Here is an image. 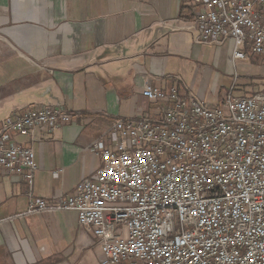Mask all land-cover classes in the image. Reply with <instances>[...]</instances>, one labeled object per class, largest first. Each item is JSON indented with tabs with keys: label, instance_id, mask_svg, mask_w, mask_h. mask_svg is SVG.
Returning a JSON list of instances; mask_svg holds the SVG:
<instances>
[{
	"label": "built area",
	"instance_id": "obj_1",
	"mask_svg": "<svg viewBox=\"0 0 264 264\" xmlns=\"http://www.w3.org/2000/svg\"><path fill=\"white\" fill-rule=\"evenodd\" d=\"M182 1L196 44L233 41L234 64L264 58V0ZM234 91L211 106L145 77L157 113L110 120L90 147L100 156L95 176L52 201L34 195L35 151L15 136L34 143L39 130L51 136L80 114L46 105L0 121V169L23 178L29 198L10 220L74 211L101 264H264V91Z\"/></svg>",
	"mask_w": 264,
	"mask_h": 264
},
{
	"label": "crops",
	"instance_id": "obj_2",
	"mask_svg": "<svg viewBox=\"0 0 264 264\" xmlns=\"http://www.w3.org/2000/svg\"><path fill=\"white\" fill-rule=\"evenodd\" d=\"M183 11L182 0H0V121L46 105L80 114L51 136L39 130L34 143L15 136L35 151L37 198L67 197L95 176L100 156L90 147L110 120L157 113L143 96L145 77L223 104L219 85L237 73L233 41L196 44ZM247 58L239 63L246 76L264 68V58ZM246 88L235 94L260 93L264 82ZM28 207L23 178L0 169V264H101L97 239L76 212L10 220Z\"/></svg>",
	"mask_w": 264,
	"mask_h": 264
},
{
	"label": "rangeland",
	"instance_id": "obj_3",
	"mask_svg": "<svg viewBox=\"0 0 264 264\" xmlns=\"http://www.w3.org/2000/svg\"><path fill=\"white\" fill-rule=\"evenodd\" d=\"M222 50L224 51V53L228 52L226 48H223ZM246 61H248V62L251 61V63H252V60H250L248 58ZM239 63H240V61L237 62V64L232 63L233 67L237 66V73L238 74L235 73L236 71L234 70L235 72L233 71L234 74L231 76V78L227 77L225 80V84L220 83V85H219L220 92L222 91V95L225 94L224 100L226 99L227 95L232 91L233 85H235V88H237L235 91L236 94H237V91H239L240 89H243V91L245 89H247L246 88L247 86L250 88H256L257 91H259L262 88V85L264 82V68L260 71L257 70V72H255V75H253L252 77L251 76L248 77L241 72V68L239 67ZM254 76H257L258 78L255 79ZM255 93H257V92L250 93V95L255 94Z\"/></svg>",
	"mask_w": 264,
	"mask_h": 264
},
{
	"label": "trees",
	"instance_id": "obj_4",
	"mask_svg": "<svg viewBox=\"0 0 264 264\" xmlns=\"http://www.w3.org/2000/svg\"><path fill=\"white\" fill-rule=\"evenodd\" d=\"M183 14H184L183 18H184L185 20L192 19V17L188 15V12L186 13V10H185V9H184V11H183Z\"/></svg>",
	"mask_w": 264,
	"mask_h": 264
}]
</instances>
